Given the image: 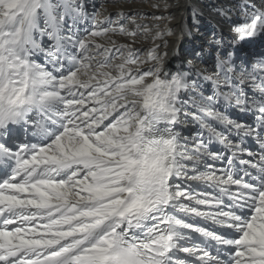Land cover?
<instances>
[{
  "label": "snow or ice",
  "instance_id": "6c2138e0",
  "mask_svg": "<svg viewBox=\"0 0 264 264\" xmlns=\"http://www.w3.org/2000/svg\"><path fill=\"white\" fill-rule=\"evenodd\" d=\"M98 14L77 35L87 18L77 0H0V264H264V53L241 58L239 72L229 51L214 72L162 78L156 49L141 57L133 44L164 33ZM231 30L236 51L264 40V11ZM46 48L62 53L51 70L30 58ZM249 82L260 99L246 97ZM189 90L196 111L185 117L205 130L191 146L174 130ZM218 103L253 112L254 123Z\"/></svg>",
  "mask_w": 264,
  "mask_h": 264
},
{
  "label": "bare ground",
  "instance_id": "6f19581e",
  "mask_svg": "<svg viewBox=\"0 0 264 264\" xmlns=\"http://www.w3.org/2000/svg\"><path fill=\"white\" fill-rule=\"evenodd\" d=\"M52 2L57 3L58 0H52ZM77 3L83 6L87 17L75 25L73 31L77 35L83 34L86 28L93 26V14L96 12L99 14L95 19L103 21L104 25L107 24L108 20H115L117 13L123 12L125 16H134L140 23L147 25L153 34L156 31L164 33L161 38L155 40L151 38V35L145 38L142 34H138L133 44L141 57L146 56L148 49H156L161 57L160 75L162 78L165 74L170 77L172 74L190 72L194 69L214 72L217 56L226 58L229 51L235 52L233 62L236 65L235 70L239 72L241 58L251 61L255 53H264V40H260V38H257L256 43L246 44L242 51H236L232 44L234 33L231 30L233 24L244 19L245 13L253 10L264 11V0H77ZM90 10H94V12L89 13ZM120 22L124 23L125 21L121 19ZM41 24H43V21H41ZM70 25L71 21L66 18L64 35L71 34L69 31ZM110 36L117 44L132 43V39L127 36L111 34ZM97 40L102 43L108 42L107 37L97 38ZM217 40H220L221 43L217 44ZM44 41L48 42L49 47H51L52 41H48L47 38ZM41 47H44V45L41 44ZM69 50L71 51V49ZM113 51H115V48H113ZM52 52L55 53L54 56L49 55L47 51L34 50L30 58L42 67L51 70L52 61L62 55L54 48H52ZM43 53H45V56H42ZM152 66V62L149 61L143 65L141 71ZM249 66V64H245V67ZM247 85H250V87ZM251 85L252 82L244 85L245 94L250 89L254 91V96L260 94L259 90ZM200 88L204 95L212 94L210 81L201 80ZM190 95H194L191 90L182 92L177 101L181 112L178 115V123L174 126V130L178 134L181 133V136L184 135L182 132L188 130V122L192 121L190 115L187 118L185 117V112L194 113L191 104L184 103ZM254 96L246 95L249 99L254 98ZM260 98L261 94L257 99ZM215 107L228 115L230 119L245 124L254 123L255 114L253 112H241L235 105L224 107L218 103ZM208 122L216 126L217 130L223 131L222 126L215 124L214 121L208 120ZM193 125H196V123ZM17 127L19 125H9V129H14L16 135L23 138L25 135L23 127ZM193 130L196 135L205 131L199 125L194 127ZM194 139L191 138L190 142L187 141L189 146H191ZM253 144L256 143L250 138L246 140V146L249 149ZM210 147L213 150H218L222 146L214 142ZM257 152H260L259 146ZM198 221L201 222V220ZM197 235L193 234L194 238Z\"/></svg>",
  "mask_w": 264,
  "mask_h": 264
},
{
  "label": "rangeland",
  "instance_id": "374dc122",
  "mask_svg": "<svg viewBox=\"0 0 264 264\" xmlns=\"http://www.w3.org/2000/svg\"><path fill=\"white\" fill-rule=\"evenodd\" d=\"M94 12V10H90V12L89 13H93ZM42 45H45V44H47L48 45V42H46V41H42V43H41ZM49 46V45H48ZM45 51H47L48 52V49L46 48L45 49ZM42 56H45V53H43V55ZM146 68H144L143 70H145ZM248 87H250V85H247ZM247 96H254V91L252 90V89H250V90H248V92H247V94H246ZM258 96H260V94H255V96H254V98H256L257 99V97ZM184 111V110H183ZM221 111V110H220ZM194 112H195V109H194ZM224 113V112H223ZM230 118V117H229ZM189 123V125H188V130H186L185 132H182L184 135H180L181 133H179V135L181 136V137H184L185 138V140H186V142L188 141V142H190L189 140H191V138H196L197 136H198V134L196 135V134H194L193 132H194V130L192 131V129L194 128V127H198V123H196V125H193L194 123H193V121H190V122H188ZM243 123V122H242ZM190 126H191V128H190ZM193 126V127H192ZM183 127V126H182ZM185 129V128H184ZM219 131V130H218ZM230 138H234V137H230ZM187 142V143H188ZM214 146H217V145H214ZM257 147V148H256ZM251 150H254V151H256L257 152V149H258V146L255 144H253V146L250 148ZM259 154V152H257V155ZM208 164H216V166H218L219 167V164L217 163V162H215V161H211V160H209L208 162H207ZM189 183H192L193 184V186H195V182H189ZM198 190H200L199 188H198ZM193 222H195V223H199V224H201V226H204L206 223L207 224H210V222H205V221H202L201 220V222L200 221H193ZM184 255V254H183Z\"/></svg>",
  "mask_w": 264,
  "mask_h": 264
}]
</instances>
